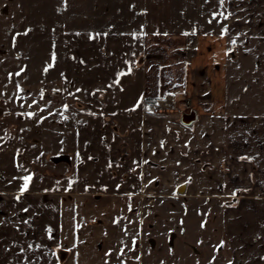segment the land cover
Returning <instances> with one entry per match:
<instances>
[{
    "label": "crops",
    "instance_id": "0c3cea01",
    "mask_svg": "<svg viewBox=\"0 0 264 264\" xmlns=\"http://www.w3.org/2000/svg\"><path fill=\"white\" fill-rule=\"evenodd\" d=\"M106 1L92 4L98 10L89 15V29L79 30L78 54L86 55L83 41L90 39L96 43L90 62L129 71L116 78L122 101L131 103L128 116L143 113L147 100L165 97L172 106L160 114L148 108L139 117L142 191L73 192L62 184L72 179L36 186L44 176L31 173L19 190H3L19 178L12 185L0 179V264H264V112L242 111L240 87L230 76L238 65L230 57L235 49L260 65L264 46L233 50L226 38L264 39V0H224V31L200 34L173 29L163 0ZM184 108L196 113L190 126L180 123ZM144 195L154 212L142 208ZM181 199L201 200L207 220L211 203L219 202L218 223H196L197 211L182 205L164 209ZM216 228L221 235L212 240Z\"/></svg>",
    "mask_w": 264,
    "mask_h": 264
},
{
    "label": "rangeland",
    "instance_id": "374dc122",
    "mask_svg": "<svg viewBox=\"0 0 264 264\" xmlns=\"http://www.w3.org/2000/svg\"><path fill=\"white\" fill-rule=\"evenodd\" d=\"M97 1L107 2L0 0V179L10 185L14 178H19L17 184L12 183L15 186L3 190H19L17 187L23 186V180L31 173L36 178L44 176V183L36 179V186H49L54 179L67 178L72 181L62 184L73 192L138 194L142 191L140 118L144 112L148 114L146 110L155 102H143V113L135 110L128 116L127 107L131 103L122 101L124 95L119 82L129 76V71H108L96 65V61L90 62L92 56L95 58L90 56L91 50L96 48L90 39L83 41L86 55L82 58L78 54L79 30L91 26L89 15L98 10L92 6ZM163 1V14L168 17L172 10V28L178 32L224 31V0ZM151 9L148 6V12ZM226 38L228 48L233 50L264 46V39L252 35ZM108 52L113 54L112 58L120 55L114 48ZM233 52L230 57L233 60L238 57V65L230 76L232 73L240 87L242 111L264 112L261 108L264 102H257L264 96V62L250 63L253 56L249 53L242 51L237 56ZM114 82L117 84L113 85ZM98 97L101 102L95 100ZM158 100L166 101L167 110L172 108L169 98ZM189 111L184 108V112ZM47 143L52 148L65 143V151L51 149ZM34 146L37 147L32 150ZM26 155L35 161L38 171L30 169L32 161L26 164ZM142 200L144 210L155 211V204L149 202L148 196L144 195ZM187 200L181 199L180 204L168 201L163 207L174 209L182 205L197 211L194 222L200 219L199 224L218 223L219 202L211 203L212 218L207 220L209 214L201 213L203 202ZM210 233L212 240L220 238L214 235H221L219 228ZM221 238L224 239L223 235Z\"/></svg>",
    "mask_w": 264,
    "mask_h": 264
},
{
    "label": "water",
    "instance_id": "95a60500",
    "mask_svg": "<svg viewBox=\"0 0 264 264\" xmlns=\"http://www.w3.org/2000/svg\"><path fill=\"white\" fill-rule=\"evenodd\" d=\"M196 120V113L195 111H189V112H186V113H183L180 117V123L182 125H185V126H190L192 123H194ZM184 186H180L178 189H177V193L179 195H182L184 193Z\"/></svg>",
    "mask_w": 264,
    "mask_h": 264
},
{
    "label": "built area",
    "instance_id": "2783aa9c",
    "mask_svg": "<svg viewBox=\"0 0 264 264\" xmlns=\"http://www.w3.org/2000/svg\"><path fill=\"white\" fill-rule=\"evenodd\" d=\"M150 102H155V105H152L149 110L153 114L159 113L161 110L167 109V103L165 100H150Z\"/></svg>",
    "mask_w": 264,
    "mask_h": 264
},
{
    "label": "snow or ice",
    "instance_id": "6c2138e0",
    "mask_svg": "<svg viewBox=\"0 0 264 264\" xmlns=\"http://www.w3.org/2000/svg\"><path fill=\"white\" fill-rule=\"evenodd\" d=\"M47 70V69H46ZM26 179V181H27V179H29V178H25ZM25 187H27V184H25Z\"/></svg>",
    "mask_w": 264,
    "mask_h": 264
}]
</instances>
